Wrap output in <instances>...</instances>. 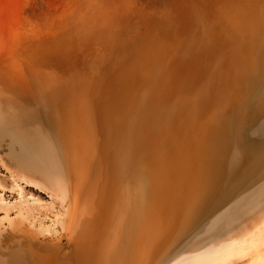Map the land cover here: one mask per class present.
<instances>
[{
  "label": "water",
  "instance_id": "95a60500",
  "mask_svg": "<svg viewBox=\"0 0 264 264\" xmlns=\"http://www.w3.org/2000/svg\"><path fill=\"white\" fill-rule=\"evenodd\" d=\"M256 23L262 39L251 35ZM135 76L167 107L144 104L142 114L166 126L197 112L186 107L199 86L213 93L224 83L235 118L228 151L235 144L246 156L213 198L192 201L193 189L175 183L171 140L159 141L155 160L108 171L114 97L136 106ZM0 111L52 146L5 136L0 164L60 206L48 220L28 206L1 207L0 264H188L197 254L209 264L216 251L264 234V0L20 1L0 15ZM22 153L47 171L23 168Z\"/></svg>",
  "mask_w": 264,
  "mask_h": 264
},
{
  "label": "bare ground",
  "instance_id": "6f19581e",
  "mask_svg": "<svg viewBox=\"0 0 264 264\" xmlns=\"http://www.w3.org/2000/svg\"><path fill=\"white\" fill-rule=\"evenodd\" d=\"M251 35L255 39L263 38V29L256 23L252 27ZM135 84L133 80L132 86ZM134 89V87H132ZM214 95V96H213ZM151 97L149 103L146 105L152 111L157 108L163 109V102L158 98L153 99ZM121 99V98H120ZM147 98H145L146 100ZM228 92L225 90L224 83L222 81L214 85L213 94L208 96L203 102L192 103L187 110L196 108L197 112L194 115H184L177 118V121H172L170 126H166V122L163 117L158 115L146 116L141 109L142 105H136L131 110V105L120 100L119 104L113 108V119H110L113 129L106 130L103 122L104 119L94 116V123L96 128H102L106 133L105 138L109 142V151L111 154H106V165L108 171L112 170H130L134 168L140 159H143V155H150L153 160L161 153L162 147L160 142L165 146L171 141L175 142V149L178 153V173L175 178V183L185 184L190 186L193 193L190 200L203 201L206 198H213L220 189V185H225V182L232 180L236 177V170L238 166L243 162L246 152L242 149H238L235 144L230 146L231 153L228 151V142L233 138L235 118L232 109L229 108ZM194 107V108H193ZM126 114L124 115L125 111ZM130 111L134 114L133 119L134 127L132 123L128 125V115ZM1 112V111H0ZM144 116L145 120H141L140 117ZM7 121L2 113H0V139L5 136H10L15 141L19 142L22 147L23 144L27 145L30 149L40 147L42 152L51 151V144H47L39 138H30L28 135L15 130L16 123L20 122L21 116L18 114L10 115ZM203 118V119H202ZM152 120V123H149ZM148 121V122H147ZM147 122L148 125L145 123ZM140 126V127H139ZM182 126V127H181ZM183 128L186 131L185 136L179 134V129ZM140 129V130H139ZM169 132L167 140L163 135ZM199 132V134H198ZM193 135L198 137L194 139ZM194 136V137H195ZM97 137V140L100 141ZM96 140V139H95ZM160 141V142H159ZM113 145V148H111ZM103 147V146H102ZM149 148V149H148ZM195 150V152L193 151ZM161 150L160 152H157ZM242 150L244 153L240 152ZM51 157L50 155H48ZM53 158V157H52ZM243 158V159H241ZM55 165L56 157L53 158ZM17 160L20 164H25L32 168L34 166H41L43 169H47V165H41L33 161L31 154L22 153L17 156ZM118 168V169H117ZM173 169L175 165L172 166ZM154 183V179L152 181ZM22 195V193H21ZM33 204L38 206H45L46 202L38 198L33 197ZM187 200V199H186ZM31 204V202H30ZM51 207V205H50ZM185 219H190L189 215L185 216ZM188 224V223H187ZM264 234H254L253 242L247 247L252 249L258 243L263 241ZM251 240V241H252ZM250 241V242H251ZM248 242V243H250ZM233 245H229L225 251L218 252L213 256L216 260L209 264H224L230 257L234 255L241 256L243 254L242 249L233 248ZM226 247L220 249L224 250ZM188 264H208L197 262L196 259L189 260ZM248 264H264V252L256 254Z\"/></svg>",
  "mask_w": 264,
  "mask_h": 264
},
{
  "label": "rangeland",
  "instance_id": "374dc122",
  "mask_svg": "<svg viewBox=\"0 0 264 264\" xmlns=\"http://www.w3.org/2000/svg\"><path fill=\"white\" fill-rule=\"evenodd\" d=\"M20 1H30V0H0V15L5 14L8 12L12 6ZM260 53L261 51L257 54V57L260 59ZM142 78V77H140ZM135 84L132 86L135 89V94L137 97L140 99L137 100V105H147L152 97L151 94H146V90L144 89V86H142V82H139L138 78L135 76L134 78ZM216 85V84H214ZM213 85V86H214ZM226 90V89H225ZM198 91L192 98L188 100V107L192 103L196 102H203L208 96H211L213 93H211V90H208L207 87L205 88L204 86H199ZM145 98H147L145 100ZM114 100L117 101V105L120 102V98H117L116 96L114 97ZM128 104V103H127ZM129 105V104H128ZM135 105V104H134ZM134 105L131 104V110L133 109ZM229 108L230 102H229ZM163 109L167 108L163 104ZM188 107H186L188 109ZM172 109V106L170 107ZM185 114V113H184ZM184 114H182L184 118ZM133 119H135L134 114L130 111L128 115V125L130 126V123L133 122ZM134 127V124L132 123V128ZM238 149H240L239 146H237ZM18 161V160H17ZM19 162V161H18ZM20 164V163H19ZM23 168H26L33 173H39L40 171H44L46 169L41 168V166H34L32 168H29V166L25 164H20ZM42 165V164H41ZM45 165V164H43ZM42 165V166H43ZM47 171V170H46ZM45 173V172H44ZM46 175V174H45ZM54 177V176H53ZM57 178V176L55 177ZM54 182V179H53ZM22 193V195H21ZM33 197L38 198L42 201H45L46 204L45 206H38L33 204ZM31 202V204H30ZM51 205V207H50ZM4 206H9V207H18V206H28L31 208L35 214L43 217L44 219L48 220L49 218H52L53 215L57 214L58 211L60 210V206L56 200H54L51 196H49L47 193L41 191L40 189L34 187L31 184H28L14 176H12L9 172H7L3 166L0 164V208ZM253 237V236H252ZM245 243V242H244ZM229 246H227L224 250H219L214 253L216 255L218 252L225 251L228 249ZM245 250H249L251 252L245 253ZM264 252V239L260 243H258L255 247L252 249L244 248L243 254L240 257L234 258L230 261H228L225 264H248L250 260L258 253H263ZM200 254L193 255L189 258V260L196 259L197 262H200V260L203 259V257L199 256ZM213 255V256H214Z\"/></svg>",
  "mask_w": 264,
  "mask_h": 264
}]
</instances>
